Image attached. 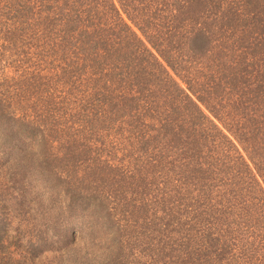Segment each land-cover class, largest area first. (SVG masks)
<instances>
[{
	"label": "rangeland",
	"instance_id": "obj_1",
	"mask_svg": "<svg viewBox=\"0 0 264 264\" xmlns=\"http://www.w3.org/2000/svg\"><path fill=\"white\" fill-rule=\"evenodd\" d=\"M129 1L132 10L152 12L156 28L162 18L159 30L171 25L163 18L175 0ZM120 18L143 39L119 0H0V113L40 125L52 135L44 147L33 145V151L62 156L59 143L76 144L79 175L102 171L103 182L96 185L114 226L78 228L72 251L92 264L103 262L116 247L123 248L121 264H216V255L204 251L209 238L219 237L227 246L223 264H264L253 238L259 230L247 228L248 221L256 222L250 216L256 217L257 209L241 211L245 180L215 168L211 173L205 165L199 171L192 163L198 160L197 144L188 136H174L172 127L162 128L172 99L160 89L141 90L135 74L149 63L147 49L156 51L120 42L127 33ZM84 26L99 29L103 39L95 45L97 36L84 38ZM182 44L165 48L174 52ZM177 60L185 70L194 68L190 61L185 65V57ZM2 144L0 138V163L11 151L8 146L2 150ZM205 149L199 146V158L207 165ZM104 223L101 218L99 224ZM20 227L15 224L11 231L20 230L13 243L19 249L10 250L14 260L6 262L73 264L57 246L23 253L41 226Z\"/></svg>",
	"mask_w": 264,
	"mask_h": 264
},
{
	"label": "trees",
	"instance_id": "obj_2",
	"mask_svg": "<svg viewBox=\"0 0 264 264\" xmlns=\"http://www.w3.org/2000/svg\"><path fill=\"white\" fill-rule=\"evenodd\" d=\"M119 1L128 20L143 37L120 18L121 30L127 32L120 42L152 46L156 51L155 55L147 49L149 63L139 66L135 74L141 90L154 93L160 89L172 99L162 128L172 127L174 136H188L193 146L197 144L194 149L198 160L192 163L199 171L203 172L205 165L211 173L215 168L245 180L241 211L249 213L252 211L246 210L256 207V217H250L257 220L248 221L247 228H258L259 233L253 238L258 240L257 249L264 255V0H175L163 18L171 24L166 31L159 30L162 18L158 17L161 25L156 28L152 12L143 8L140 14L132 10L129 0L127 8V0ZM133 12L139 16H132ZM115 13L120 15L118 10ZM89 27L92 26H84L80 33L87 40L97 36L93 42L97 45L104 36L99 29ZM177 42L183 44L174 51L175 58L174 52L165 46ZM179 57H185V65L190 61L194 68L185 70L186 66L177 60ZM169 68L174 77L167 71ZM51 136L40 125L0 113L4 146L1 149H11L8 160L0 163L4 172L0 183V264L14 260L10 250L16 249L13 243L20 233L11 232L15 224L41 226L38 234L22 247L23 253L33 249L43 253L57 246L62 258L73 264H92L90 259L81 262L77 252L72 251L71 244L79 229L89 225L114 226L100 186L96 185L103 182L102 171L98 173L95 168L79 175L76 144L59 143L62 156L51 150L33 151V145L44 147ZM199 146L210 155L207 165L200 161ZM101 218L104 224H99ZM220 241L223 240L219 237L209 238L204 251L216 255V264L225 261L227 246ZM106 256L99 264H121L123 248L111 249ZM201 256L204 254L197 258Z\"/></svg>",
	"mask_w": 264,
	"mask_h": 264
}]
</instances>
